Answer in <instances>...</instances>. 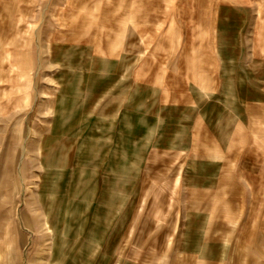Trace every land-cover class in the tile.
I'll return each instance as SVG.
<instances>
[{
	"label": "rangeland",
	"instance_id": "obj_1",
	"mask_svg": "<svg viewBox=\"0 0 264 264\" xmlns=\"http://www.w3.org/2000/svg\"><path fill=\"white\" fill-rule=\"evenodd\" d=\"M0 264H264V0H0Z\"/></svg>",
	"mask_w": 264,
	"mask_h": 264
},
{
	"label": "bare ground",
	"instance_id": "obj_2",
	"mask_svg": "<svg viewBox=\"0 0 264 264\" xmlns=\"http://www.w3.org/2000/svg\"><path fill=\"white\" fill-rule=\"evenodd\" d=\"M51 206H52V204H51ZM53 207V206H52ZM52 209V208H51ZM49 212V211H48ZM47 212V213H48ZM45 223L47 224V228H50V225H52V224H54V222L53 221H49L48 219L45 221ZM56 226V225H55ZM56 244V243H55ZM54 246V245H53ZM61 246H63V245H61ZM54 248V247H53ZM56 249V248H55ZM63 249V248H62ZM59 254V253H58ZM61 255H63V254H61ZM58 256V255H57ZM61 259V258H60ZM58 261V260H57Z\"/></svg>",
	"mask_w": 264,
	"mask_h": 264
}]
</instances>
